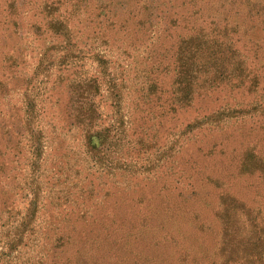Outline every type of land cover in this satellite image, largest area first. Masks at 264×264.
<instances>
[{
	"label": "rangeland",
	"instance_id": "1",
	"mask_svg": "<svg viewBox=\"0 0 264 264\" xmlns=\"http://www.w3.org/2000/svg\"><path fill=\"white\" fill-rule=\"evenodd\" d=\"M194 36L237 70L178 107ZM0 165V264H217L220 209L264 211V0H0Z\"/></svg>",
	"mask_w": 264,
	"mask_h": 264
},
{
	"label": "trees",
	"instance_id": "2",
	"mask_svg": "<svg viewBox=\"0 0 264 264\" xmlns=\"http://www.w3.org/2000/svg\"><path fill=\"white\" fill-rule=\"evenodd\" d=\"M195 39L196 36L182 38L176 46L175 65L173 67L175 78L173 83H175L176 87L174 100L176 104H178V107L189 103L194 92H196L195 90L203 88L204 90H209V88H215L219 85L218 82L231 80V74H234L237 70V68H233L234 62L233 65H230L231 61L219 60L222 59V57H217L219 54H223V51L219 49L222 43L217 44L211 42L212 44H204ZM228 50L231 51L229 47ZM198 52L202 54L205 52V55L209 56L201 60L203 64H200V67L203 65L209 68L214 67V73H211L210 76L200 77V75L197 74L199 65L194 57ZM216 59L219 65L216 64ZM90 81H92L94 90L100 88V84L95 81V78H92ZM148 82V95L156 96L157 88L155 87V80L150 78ZM75 86L80 88L82 87V83L77 81ZM151 103H154V99H152V97L149 99L148 97L147 104L150 105ZM81 111L79 112L81 113ZM97 111V107L91 105L85 108V113L83 115L80 113L77 115V124H82L86 128L82 132L84 145L87 149L89 148V150L95 153H99L100 148L104 144V138L107 137L108 132H110V129L105 127L100 129V125L97 124ZM93 139H96L97 143H93ZM0 167L3 166L0 165ZM0 197L2 199L1 205L5 206L6 202L3 200L4 192L1 190ZM33 197L34 198L27 205L29 210H36L37 208L36 203L39 201V196L35 194ZM238 209L239 207L230 206L229 204L227 207L220 209L218 213L220 231L217 241L216 263L264 264V211H257L253 216H246L240 215L237 212ZM165 261V263L168 262L167 259H165Z\"/></svg>",
	"mask_w": 264,
	"mask_h": 264
}]
</instances>
